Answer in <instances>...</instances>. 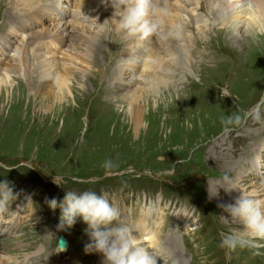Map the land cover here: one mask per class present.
Returning a JSON list of instances; mask_svg holds the SVG:
<instances>
[{
    "label": "rangeland",
    "instance_id": "1",
    "mask_svg": "<svg viewBox=\"0 0 264 264\" xmlns=\"http://www.w3.org/2000/svg\"><path fill=\"white\" fill-rule=\"evenodd\" d=\"M74 1L52 0L49 7L10 0L18 18L12 24L21 29L0 22V73L9 70L10 76L6 87L0 78V264H101L102 254L85 251L90 239L82 219L58 230L60 209L48 205L53 198L62 202L67 191L86 190L107 194L158 264H264V247H220L221 233L242 226L219 205L244 194L264 208V113L260 122L249 119L228 134L221 125L222 117L250 109L264 96V19L252 26L249 16H241L251 0H222L224 10L214 8L208 37L197 35L201 57L192 56L188 15L178 20L186 37L181 56L162 46L179 44L180 36L153 34L170 68L158 81L143 74L146 50H130L140 44L128 45L117 59L110 54L129 38L117 31L113 10L103 11L101 0ZM81 1L89 8L82 13ZM93 12L101 24L92 23ZM204 49H212L207 54L226 70L197 65ZM238 50L247 62L234 76ZM177 60L185 70L171 69ZM49 63L57 77L67 69L68 78L62 97L46 102L26 79ZM222 88L234 97L221 98ZM134 95L140 96L137 105H131ZM139 108L136 125L129 112ZM60 236L70 245L64 254ZM170 241L177 259L159 252Z\"/></svg>",
    "mask_w": 264,
    "mask_h": 264
},
{
    "label": "clouds",
    "instance_id": "2",
    "mask_svg": "<svg viewBox=\"0 0 264 264\" xmlns=\"http://www.w3.org/2000/svg\"><path fill=\"white\" fill-rule=\"evenodd\" d=\"M105 4L109 0H103ZM113 17L116 19L117 31L127 37L143 40L160 29L159 0H110ZM234 97L226 89H221V98ZM237 101V98L235 97ZM264 113V96L250 109L239 110L221 118L222 132L228 134L235 127L241 126L251 119L260 122ZM259 164V157L255 158ZM106 161L104 167H109ZM228 181V176L223 177ZM234 189V188H233ZM10 191V189H8ZM11 192V191H10ZM2 203V202H0ZM52 210L60 209L58 230L72 228L78 218L87 225L85 233L90 242L85 245V251L102 254L101 264H158V256L143 245L134 230L124 224L118 207L112 204L107 194H97L94 191H67L63 201L55 198L48 201ZM242 228L239 231L221 233L220 247L235 251L238 247H264V208L246 196L241 195L234 204L219 205ZM64 248L63 242L59 245ZM255 254H259L258 252Z\"/></svg>",
    "mask_w": 264,
    "mask_h": 264
},
{
    "label": "bare ground",
    "instance_id": "3",
    "mask_svg": "<svg viewBox=\"0 0 264 264\" xmlns=\"http://www.w3.org/2000/svg\"><path fill=\"white\" fill-rule=\"evenodd\" d=\"M101 1H103V0H101ZM221 1L222 0H159V8H160L161 11H160V14L158 15V19L160 21V29H159L158 32L164 38L165 37H170V39H172V38L173 39H177L176 37L180 36L179 37V39H180L179 44H177L175 40H169L168 43H163L162 46L166 49L165 53L167 52V54L171 55V56L172 55L173 56H175V55L176 56H181L183 50L186 49V46L183 45L184 41L186 40V37H185V39L183 38V36H185V35L179 29L178 20L183 15H188L189 16V26H188V28H190V30L193 32V35L191 34V36H192V39L195 40V42H196L195 50H193L192 56H200L201 57L202 54H200L201 53L200 51H199L200 53L198 52V46H197V44L200 41V39L197 37V35L205 34L204 37H208V35H209L208 31L209 30H207V28L210 29L212 27V25L210 23V20H211V18L215 19L217 17V15H218V13L215 11L214 8L221 6L220 7V11L224 10L223 6H225V5ZM27 2H29V0H27ZM37 2L38 3L42 2V4L45 3V4H47L49 6V4L47 2H51L52 3V0H37ZM78 4H80V6H79L80 13H82V12L86 11L87 9H89L87 6H86L87 8L83 6L84 5V1L78 2ZM104 5H105V8H103V11H106L107 14L110 12L109 11L110 9L113 10L112 7L110 6V0H109L108 4L104 3ZM249 6H250L251 10L250 9L249 10L248 9L244 10L241 13V16L243 18H246V17L249 16L248 19H247L250 22L249 24H251L252 26L253 25L254 26H259L260 25V19L261 18L264 19V0H251L250 3H249ZM77 7L78 6L76 5V8ZM106 7H107V10H106ZM4 8H8L9 12L7 11L6 13H3L1 15V11ZM13 10L15 11V9L12 7V2L10 3V0H0V22L1 21L2 22H7L6 26L8 25V23L9 24L11 23L10 25H12V26H16V25L12 24V22H17V19H18L17 15L15 13L11 12ZM38 14L39 13L35 14V17H36V15L38 16ZM92 15H94V12H93ZM76 19L78 21L81 20V19L79 20V17H76ZM88 20H89V16H88ZM90 20H92L93 21L92 23H94V24H101L102 23V22H100L101 19L99 18L98 15L97 16L94 15L93 18H90ZM85 21H87V20H85ZM82 22L84 23V21H82ZM82 22H81V24H82ZM19 25L15 27V28H18V30L21 29L19 27ZM4 27H5V25H4ZM24 27H27V26H25V23H24ZM1 31H2V29H0V32ZM223 31L224 30H220L219 33H222ZM0 35H1V33H0ZM150 38L152 39V35L147 37V38H145V39H143V42H142V40H140L138 38H135V37L130 38L129 37L128 40L126 39L125 43H121V44L118 45L117 50H115L114 52L110 51V54H113L116 57L115 59H117V57H119V55H123V54L125 55L124 52L126 51V53H127L129 51V50H127V49H129V47L127 48L128 45L131 44V46H132V45H136V44L139 45L140 44L141 47L139 46V48H135L134 50L130 49V50H132V52H134L135 55H139L141 53V49L146 50L147 54L145 56L146 62H145V65H144L143 74H145V75L147 74V78L148 79L151 78L154 81H158L159 79L162 78V77L161 78L159 77V74H161L162 72L163 73H167V71H170V68H169V66L167 67L164 64V59L165 58L160 55L162 51L158 48V45L156 44L157 41H155V39L151 40ZM209 40H210V38H209ZM213 40H214V38H213ZM234 40L236 42H238L239 44L241 43V41L238 39V36H235ZM91 41L95 42V39L91 38ZM92 42H90L88 45L90 46V44H92ZM205 43H206V41H205ZM207 46H209V45H207ZM211 46L212 45H210L209 47L211 48ZM236 47H238V46H236ZM199 49H200V47H199ZM0 50H2V49H0ZM204 50H205L206 56L202 57L203 59L201 61L198 59L199 62L197 63V65L200 63L201 66H202V69H205V70H207V69H209V70L218 69V72L226 70V64H223L221 59H216V57L212 56V54H207L208 50H211V52H212L213 51L212 49H204ZM27 51H29V47H27ZM238 51H240V50H238ZM27 55H28V52L26 53V57L28 59L32 58V56L28 57ZM31 55H32V50H31ZM245 61H246V52H244V50H243V51H240L238 53L237 62L235 63L236 71L234 72V76H235V74L239 75L240 73H242L241 70L243 69V67L245 65ZM247 67H248V65H247ZM16 68L18 69L19 67H16ZM38 68L39 69H37V70H40V72L36 73L37 74L36 78L33 77V78L26 79V83L28 85H30V86L33 85V88L36 89L35 93L40 94L39 96L42 97L41 101H46L47 102L48 99H56L58 96L61 98L63 93H64V90H65V88L67 86L66 85V78H68V77H65V78L63 77V75L65 76L66 74H68V72L66 71L67 69L64 71V74L62 72V75L60 77H57L56 74H53L54 72L52 71L51 63L46 64V65H42L41 67L38 66ZM171 69H173L175 71H181V70H185V67H183L181 65L180 61L177 60V61L173 62V67H171ZM47 71H52V72L47 73ZM8 72H9V70H5L4 73H2V74L0 73L2 87L3 86L6 87L9 84L10 76H9ZM165 80H167V79H165ZM139 99H140V96L134 95L133 96V100L131 101V105L132 104L133 105H137ZM129 114L132 116L133 121L136 123V125H138L140 123L139 122V117H140V114H141L140 108H139V110H136V111L130 110ZM153 237H154L155 245H157V247H158V244H157V243H159L158 232H157V235H155ZM174 241L173 242L170 241L167 244L168 246L166 248H163V246H161L159 248V252H161L160 250H162L163 253L165 251L164 254H169L171 256L174 255L175 256L174 259H177L178 257L176 258L175 251H173V249L171 248L172 246H174ZM68 245L69 244L67 243L64 246L63 250L62 251L60 250L61 253L64 254L65 252L70 250V245L69 246ZM168 249H170V251ZM258 253H260V252H258ZM48 257H49V254H48ZM250 260H252V259H250ZM29 261H31L32 264L35 263V261L31 260V259ZM255 262H257V261H255ZM11 263L13 264V261ZM39 263H42V262L39 261ZM14 264H16V262H14ZM69 264H71V263H69Z\"/></svg>",
    "mask_w": 264,
    "mask_h": 264
},
{
    "label": "water",
    "instance_id": "4",
    "mask_svg": "<svg viewBox=\"0 0 264 264\" xmlns=\"http://www.w3.org/2000/svg\"><path fill=\"white\" fill-rule=\"evenodd\" d=\"M63 242L64 246L68 243V240L64 236H60L59 238V245Z\"/></svg>",
    "mask_w": 264,
    "mask_h": 264
}]
</instances>
